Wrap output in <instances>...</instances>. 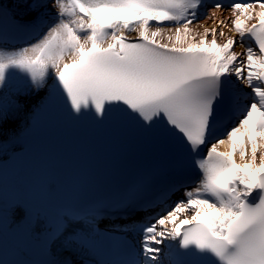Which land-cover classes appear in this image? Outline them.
Masks as SVG:
<instances>
[{"label": "snow or ice", "instance_id": "obj_1", "mask_svg": "<svg viewBox=\"0 0 264 264\" xmlns=\"http://www.w3.org/2000/svg\"><path fill=\"white\" fill-rule=\"evenodd\" d=\"M16 6L0 0V152L24 150L39 117L60 108L73 124L119 121L153 140L168 164L121 198L132 212L112 229L123 239L97 231V206L51 218L24 196L0 201V227L41 242L42 264H72L47 258L61 242L67 253L106 242L117 258L105 264H264V0H233L228 22L203 31L194 27L201 9L215 21L222 2ZM17 73L23 92L12 89ZM45 89L28 116L27 96ZM80 220L89 228L75 230Z\"/></svg>", "mask_w": 264, "mask_h": 264}, {"label": "bare ground", "instance_id": "obj_2", "mask_svg": "<svg viewBox=\"0 0 264 264\" xmlns=\"http://www.w3.org/2000/svg\"><path fill=\"white\" fill-rule=\"evenodd\" d=\"M5 4L13 12L20 11V9H18L17 6H16V0H5ZM203 13L204 12H202L201 16L199 17V23L194 25V27L196 28L197 31H203V28H205V27H207V28L218 27V22H219L220 19H224L226 21V23H227L228 19L231 16V11H228L226 13L218 11L216 13L217 19H215V21H214L213 19H204ZM218 30H219V28H218ZM223 30H224L226 35H235L234 33H232L230 31V28H224ZM8 48L10 49L12 47H8ZM235 50L237 52L244 51V49L239 47V45H237L235 47ZM26 85H27L26 78L22 74L17 73L15 75V78H14L13 83H12L13 91H15L16 89H20L23 92V91L26 90ZM241 87H243V86H241ZM244 90L248 91L246 88ZM46 95H47V91L45 89V90H41L38 93L29 94L27 96V105H28V108H29V112L27 113L28 116L31 115V108L35 104V102L40 100V99H42ZM44 120H45L44 117L41 115L39 117L38 122L36 123V126L34 127V129L37 128L38 125H41ZM29 135L27 137H25V139L22 141V143L24 144V149H26L30 145V143L32 144V142H26V140L29 137ZM222 150H226V149H222ZM23 151L24 150L16 152V153H12V152L2 153V152H0V164L3 163L4 161H6V160H4L2 158L3 155H8L9 158L7 160H10L11 158L19 157L22 154ZM8 172L10 173V171H8ZM16 176H17V183L19 184V187L21 189H24L23 191H27L28 185H26V179L23 176H21L20 173H17ZM27 179H30V177H27ZM37 205H38V202H37ZM4 226H7V222H5ZM0 235H1V233H0ZM24 236L27 237L26 235H24ZM29 240L33 243V245L37 249L40 250V252H43L42 249H41V247H42L41 242L32 241L31 239H29ZM160 247L163 248L164 246L161 245ZM16 251L17 250L13 246H11L6 241V239L1 235V237H0V253H11V254H13V256H11V259H13L15 257H16L15 259H23L24 256L14 254ZM64 259H70L72 261V264H83V263H81L79 261V259L77 257L72 256L70 254H65L61 258H59V260H64Z\"/></svg>", "mask_w": 264, "mask_h": 264}]
</instances>
